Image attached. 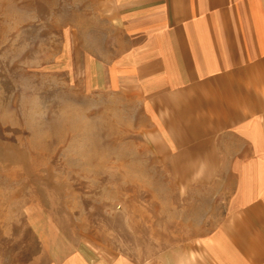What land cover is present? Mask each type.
<instances>
[{
	"label": "rangeland",
	"instance_id": "1",
	"mask_svg": "<svg viewBox=\"0 0 264 264\" xmlns=\"http://www.w3.org/2000/svg\"><path fill=\"white\" fill-rule=\"evenodd\" d=\"M115 4L0 0V264H165L225 212L117 90Z\"/></svg>",
	"mask_w": 264,
	"mask_h": 264
},
{
	"label": "crops",
	"instance_id": "2",
	"mask_svg": "<svg viewBox=\"0 0 264 264\" xmlns=\"http://www.w3.org/2000/svg\"><path fill=\"white\" fill-rule=\"evenodd\" d=\"M110 12L132 41L117 90L142 98L182 186L217 188L225 210L165 264H264V0H116Z\"/></svg>",
	"mask_w": 264,
	"mask_h": 264
}]
</instances>
